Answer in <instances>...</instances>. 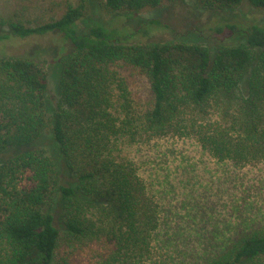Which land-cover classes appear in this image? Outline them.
<instances>
[{"label": "trees", "instance_id": "16d2710c", "mask_svg": "<svg viewBox=\"0 0 264 264\" xmlns=\"http://www.w3.org/2000/svg\"><path fill=\"white\" fill-rule=\"evenodd\" d=\"M25 1L33 0L0 13V42L52 32L66 46L52 110L42 57L0 52V264H75L60 250L61 226L76 238L89 232L110 243L122 238L117 257L111 253L117 261L127 252L133 258L150 252L160 203L132 160L114 153L119 142L190 136L235 166L264 160L262 24H220L216 31L228 29L233 38L213 46L155 37L167 28L155 18L145 21L163 25L114 37L88 27L89 0H34L41 11L32 16ZM101 1L110 20L177 0ZM194 2L209 12L243 2L264 11V0ZM92 208L100 224L109 221L108 232L97 233L86 212ZM175 252L178 264H264V227L209 245L184 243Z\"/></svg>", "mask_w": 264, "mask_h": 264}, {"label": "rangeland", "instance_id": "374dc122", "mask_svg": "<svg viewBox=\"0 0 264 264\" xmlns=\"http://www.w3.org/2000/svg\"><path fill=\"white\" fill-rule=\"evenodd\" d=\"M16 1L21 0H0V13L10 12ZM89 1L92 18H85L88 27L102 26L114 37L134 31L138 34L163 25H151L146 18L160 19L167 24V28L155 30V37L192 38L210 46L217 38H233L228 29L220 34L216 31L215 27L220 24L223 27L226 24L247 27L256 23L264 27V11L247 2L232 10L209 12L194 0H177L160 8L144 10L139 15L120 13L109 20L111 13L101 0ZM25 2L31 16L41 11L36 7L39 1ZM126 17L132 18L131 23H126ZM79 28H83L81 22ZM65 44L52 32L0 42V52L4 49L10 54H39L42 57L48 74L50 110L57 105V71L64 54L60 53L61 45ZM112 99L116 100V95ZM113 148L115 154L132 160L142 177L152 184L161 208L160 230L157 239L151 243L150 252L133 258L122 249L120 254H127H122L117 261L111 258V253L117 257L122 238L120 243L117 239L110 243L104 236L90 232L88 236L76 238L66 235L64 227L59 225L62 229L60 250L75 264H106L107 260L112 264H178L177 245H209L219 239L230 240L237 230L264 227V160L235 166L231 161L213 157L190 136L168 135L146 142L125 140ZM86 212L97 233L108 232V220L100 224L95 209Z\"/></svg>", "mask_w": 264, "mask_h": 264}]
</instances>
